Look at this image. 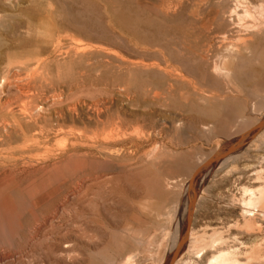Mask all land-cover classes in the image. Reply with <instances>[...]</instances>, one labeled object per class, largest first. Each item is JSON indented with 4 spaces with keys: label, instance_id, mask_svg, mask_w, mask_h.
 Listing matches in <instances>:
<instances>
[{
    "label": "rangeland",
    "instance_id": "rangeland-1",
    "mask_svg": "<svg viewBox=\"0 0 264 264\" xmlns=\"http://www.w3.org/2000/svg\"><path fill=\"white\" fill-rule=\"evenodd\" d=\"M104 1L105 3L108 1L107 4H104L103 0H11L10 2H12V5H9L11 8L7 6L8 3L4 5V8L6 11H9V14L0 11L1 19L7 18L8 15L9 18L11 17L9 20L4 19L3 21H0V35L2 34V39L0 38V59L2 60H0V77H2L7 70L12 68L10 73L13 75L15 74L16 77L10 78V83L15 81L12 79L20 78L22 72H24L22 74L24 75L25 71L27 73L28 70L35 66L24 61L23 55L18 60V57L16 58L14 54L10 55V52L16 48V50H19L20 52L24 48H30L36 43L37 39L40 41L41 38V41L45 40L47 42V51H50L51 47V51L54 49L58 50L59 47H64L62 50H66V46L69 48L68 46H71V44H73L72 46L78 47L77 44L80 42L83 45L79 44V47L86 48V46L89 47L91 45L94 46V49H97V51L102 49L106 50H104V52L103 50L99 52L97 57L102 52L105 54L108 49L109 51H112V53L114 52L118 54L115 59L122 56L120 60L122 59V62L127 63V66H122L123 68L120 69L115 66V64L118 65L119 63H122L117 59V62H119L118 64L115 63L112 64V66L108 65L107 68L103 67L100 71H96V69L102 64L101 60L103 59L99 60L100 56H103L102 54L99 58H95L96 62L99 60L97 63L95 60L93 63L92 60L89 63L90 65L85 64V67L83 64L81 66L85 67L82 69L84 70L82 71V77L79 76L80 74H78L77 71H72V74L70 71V74L67 71L63 74L64 76L69 74V76L64 77L63 74L62 76L60 75V79L63 77V81H61L57 79L59 76H57L56 70L52 68L50 78L45 84H32V88H27L24 87L26 85L23 83L24 81L22 83L19 82L21 85L24 84L23 87L25 92H23V89H21L23 87L20 88L21 85L18 86L19 83L16 81L14 82L16 84L12 82L13 84L6 87L8 89L4 88L1 91L0 104L2 102L8 103V101L9 103L8 106H6L7 108L3 106L4 111L1 106L7 105V103H2L0 106V125L7 124L4 126L5 128H3L2 125L0 128V138H2L0 140V264H168L171 251L180 239L185 226L187 196L190 188L189 181L193 173L205 159H211L224 147L233 143L241 135L255 127L262 117L264 118L263 33L260 34L262 36L256 35L255 39L254 37L253 39H250L252 41H250V45L252 46L250 47L249 52L244 54V56L242 55V57L233 59L231 62L230 73L222 78L211 75V73L204 68V63L201 64V62L195 61L194 57L191 55V51L188 49L187 42L183 41L189 35V32L187 31H190L193 26L198 24L194 18V14L199 7H204L208 12L213 10L219 11L220 9H223L222 7L220 8V6H223L221 4H223L224 1ZM216 1L222 2H220L221 4L219 3V8H216ZM230 1L231 0L228 2ZM248 1L250 2V11H253L255 16L259 15V13L256 14L258 11H256L255 7L257 8L260 3L264 5V0ZM111 3L112 8L110 7ZM230 3H232L230 4L231 6L236 5L235 0H232ZM104 5H106V7ZM213 6H215V8ZM109 7L111 9L115 8L111 11ZM238 12L239 15H242L241 8L238 9ZM112 13H114V15L116 14V17L113 16ZM226 15L228 16V12H226L225 15H220L218 20L211 26V29L213 27L212 30L218 29L222 31L227 26L229 28L233 27V25H230L224 20V18L227 19V17H225ZM252 15L256 20L258 19L253 13ZM259 17H262V20H264V12L263 16L259 15ZM250 19L248 21H250ZM242 21L245 23L246 20L238 21L234 18L232 23H242ZM248 21L246 22L251 23ZM222 22L223 24H219ZM239 23L235 27L238 28L239 25L243 24ZM242 28L243 26L240 29ZM81 30L82 32H80ZM11 31H14L15 33H8ZM83 32H85V36ZM6 34H9L8 38H4L7 36ZM11 34H13L14 37ZM11 37H13V39ZM9 38L12 42L9 41ZM17 40L19 43H17ZM181 40L186 44L180 42ZM15 42L16 44H14ZM235 42L234 39H231V42L228 43L235 44ZM21 44L22 46H20ZM218 44H220V42H218ZM19 46L24 47L20 49ZM181 46L184 54L179 56V51L177 52L176 49L180 50ZM12 47H14V49H11ZM143 48H146L144 50L147 55ZM156 48L159 50L157 51ZM87 49L93 50V47ZM160 50L166 55L160 54ZM1 53H3L4 58L1 56ZM112 53L110 52L107 54L112 55ZM112 56H114V54ZM94 57H96V55L93 56V58ZM127 57L132 59V62L135 61L138 63L141 61L142 65V59L147 58L148 60H168L167 62L175 64V66L178 65V67L181 68L186 67L184 68L185 70H190V72L196 73V76L199 79H205L206 84L210 85L207 86V88L209 87L208 89L214 88L215 91L212 89V93L209 94L211 97H208L206 100H200L192 93H188L187 97L189 98L181 99L178 92H166L165 86L163 85V76L150 73H148V75L143 72V66H140L141 68L135 66L136 69L132 66L133 68H130V73L128 71L127 74L123 73L126 71H124V69L128 67L129 61ZM125 59H127V62ZM135 59H137L138 62ZM103 70L105 71L103 72ZM16 72L20 73L18 74ZM96 72L98 75L95 74ZM75 74L77 78H80L77 79ZM88 75H90V77ZM208 75H211L209 76L211 78H208ZM118 76H121V78ZM126 76L128 77L125 81L122 78H125ZM129 76L132 77L130 78ZM21 78H24V76ZM132 79L135 81H132ZM143 79L146 80L143 81ZM148 79L154 81H150V84ZM54 80L58 81V85ZM121 82L125 83L121 84ZM54 83L57 87H60V89H55L56 86H53ZM60 83L62 84L60 85ZM139 84H141V86ZM14 85H17V87H14ZM150 85L157 88L158 92L162 89L163 92L161 91L160 93L163 94L160 103L149 104V107H145V110L142 101L145 100L144 91ZM27 86L30 87V85ZM127 86L131 89L127 88ZM26 88L32 89L36 94L40 91L38 97L40 99L33 96L35 95V92L32 90H29L31 92H26ZM124 90L125 94H123ZM58 91L59 94L65 93L64 96L63 94L58 95ZM128 91L131 93L129 92L130 94H128ZM119 93L122 94L119 95ZM24 94L26 96L25 98ZM26 94H33V97H30L31 95H28V97ZM167 94L171 96L169 97ZM218 94L220 96H218ZM172 95L174 96L172 97ZM216 95L218 97L217 99L215 98ZM1 97L4 98L5 102ZM58 97L61 102L64 101L62 104L58 101ZM129 97L131 98L128 102ZM212 97H214L215 100ZM32 99H37V103H44H39L40 105L38 106L36 104V107L33 105L36 102L34 103V100L31 101ZM62 99L65 100L62 101ZM102 99H104L103 101L105 105L102 103ZM131 99H133V101ZM136 99H139L138 102L140 105H138L139 103ZM162 99L166 100L164 101ZM28 100L31 102H27ZM56 100L61 105L57 103ZM120 100H122V102H120ZM52 101L56 103L54 104ZM24 102L27 104L26 106H22L25 105ZM29 103L31 105H28ZM98 103L101 105V108L103 105L102 109ZM9 105L13 106L12 109ZM19 105H21V108H18ZM96 105L98 107L94 108ZM15 106L17 107L14 110L19 109V111L23 109L25 110V107H27V109L30 107L31 109H34L33 112H35V108H38L37 112H40L37 116H40L39 114L42 112L40 117L44 115L46 118L43 117L41 120L43 122L44 119L45 122H43V124L41 122L40 125L39 122L41 120L36 121L34 120L35 118H33L35 117L36 112H31L33 113V119H30L31 122H29V120L28 123H25V121L20 120V122H24L27 126H24L25 128L23 130L22 126L24 123H20V126L18 127L19 129L16 127V133H13L12 130L14 127L9 121L11 118L7 116L6 113L9 110H13ZM39 107L43 109L49 107V110L46 108L45 111L47 110L48 112H45L44 110L41 111L39 110ZM68 107H72V109L74 108V110H72L74 114L70 113L71 109L69 111L70 114H67L66 111L69 110ZM91 107L92 109H90ZM93 108L95 112L93 111ZM98 108L101 111L106 108V112L103 111V113L99 111ZM117 108L120 112L116 110ZM1 110L3 112H1ZM28 111L30 113V110ZM64 111L66 113V118L63 116L65 114ZM75 111H77L78 114H76ZM79 111L82 115H85H80ZM107 111L108 113L111 111L112 113H110L114 117L110 113L108 114ZM86 112L88 116L91 115V117L86 116ZM92 112L95 113V116ZM148 112H151V114ZM99 113H103L104 116L106 114V117L107 115L111 116L112 118L109 117L111 122L117 120L120 121L121 124V122L124 121L122 122L124 127L118 124V122H115V126L108 120V117L104 118L102 116L103 114L97 115ZM59 114H61L63 120L60 119L61 116ZM124 114L126 115V118L121 120L122 117H125L123 116ZM67 115L73 116L67 118ZM77 115H80V117L82 116L80 118L82 119V122L77 118ZM96 117L98 119L102 117L103 119L101 118L100 121L103 124H105L106 121L103 131L105 133L108 132L110 126L113 127L111 128L112 131L118 127L122 129L124 128V131L126 130L125 132L128 131V133L129 131H135L136 128L137 130L135 132H137L141 126L143 129H147V131L150 130L148 131V134H144V132H147L145 130L143 132L144 135L140 133L143 129H140V131L137 132L138 135L134 132L130 137L124 135V139L126 136L129 138L126 140L123 139L122 141L119 139H122L123 136H119L118 141L116 140L118 137H116V144L118 142L120 143L116 145L114 144L115 142L111 143L108 141V145V143H106L107 139L102 137L104 134L101 136L102 125ZM6 118H8V120ZM37 118L38 117H36V119ZM71 118L75 124L72 122ZM89 118L90 120H88ZM95 119L98 122H95ZM104 119L106 120L104 121ZM91 120H94V123ZM6 121L11 125L5 123ZM33 121L34 124H37L38 122L36 127L33 124ZM59 121L63 122V124ZM67 121H71L72 125ZM108 121L112 125H109L110 123ZM84 122L87 124L85 125L86 127L84 126ZM204 122L207 125L204 126ZM161 123H163V125ZM89 124L91 125L89 126ZM153 124L157 126H154ZM173 124L176 125L174 126ZM31 126L34 127L33 132V127L32 130L29 129ZM60 127H62L63 130H61L62 128ZM174 127H177L175 128L176 131ZM39 129L42 131L40 132L41 134L39 133ZM82 129L84 131H82ZM96 129L99 130V134L96 132ZM151 129L154 131L156 130L155 133L151 131ZM4 130L5 132L8 130L6 134ZM19 130L21 132L20 134ZM25 130H28V134ZM79 130L81 133H79ZM111 130H109V132ZM263 130L264 125L254 133L252 138L242 143L240 146L242 147V150L225 158L224 161L222 160L218 164L216 163L210 168L211 170H209L210 172H208L204 180L200 179L196 183L197 194H195V200L192 206L189 227L191 229L190 231H193L196 235L199 234L198 236H201L202 239H204V245L196 249L201 250V253L199 254H194V250L192 251L190 247H187L181 256L178 259H175L172 264H206V262H208V260L214 256L216 254L215 252L220 248H226L225 250L227 251L231 249L230 251L236 252V257L243 264H251L256 261L257 263L255 264H261L264 260V258L260 260L264 257V218L260 217L262 220H256L259 213L261 216L263 213L259 211L255 213L253 210L245 209L249 212V214L247 213L248 215L255 213L254 215L256 216L255 219L251 216V223H253V225L250 224V227L247 228L243 217L245 216L243 213L245 210H243L244 208L241 206L243 196L246 197L244 189L256 190L262 183V180H257L255 175L257 176V171L261 172L262 168L260 169V165L264 166V142H262ZM61 131L62 133L63 131L65 132V137L60 133ZM37 132L42 138H40L41 136L38 137L39 134H37ZM67 132H69L70 135ZM84 132L85 134H83ZM93 132H96V134ZM77 133L82 136L86 135V139L88 138V140H85L84 136L82 137ZM32 134L35 136L31 137L30 135ZM56 134L57 137L59 135L58 139L61 136L64 137L63 140L59 139L62 146L60 145L61 151L60 149L58 150L59 147L57 150L60 152L56 150L57 143L59 142L57 137H55ZM94 134L95 136L92 137ZM71 135H79L80 138L79 136L72 137ZM87 135H91L92 139ZM259 135L260 137H258ZM48 136L50 139L47 140L46 138H48ZM9 137L11 139H9ZM63 137H61V139ZM81 138L84 139L81 140ZM55 139H57V143ZM96 139L98 142L95 141ZM99 139H105L106 142L104 143L102 140L99 141ZM113 139L111 141H113ZM258 139H260L261 143H256H260V146L258 145V147H255L252 142L253 140L259 141ZM79 140H81V142ZM94 144L95 146H93ZM106 146H108V148ZM85 148L87 150H85ZM149 150H153V152L148 153ZM155 151L157 153L165 151L163 153L164 156L168 154L166 157L172 160L171 166L164 168L163 170L157 168L158 166L154 165L156 163L153 158L151 159V156L150 159L147 158L151 153L155 154ZM242 151L244 153H242ZM49 153L50 155H48ZM60 153H63L64 155H61ZM45 154V157H48V159L44 158ZM85 154L87 156H85ZM81 157L85 159H81ZM178 159L181 161L184 160L185 165L175 162V160L178 161ZM30 160L32 161L30 162ZM39 160H41V163ZM78 161L86 162V165L89 167L91 163H94V166L97 167H92L96 171H91L92 169L90 167L89 170L91 173H88L90 172L88 170L89 167L86 166V169H83L84 171H79L72 176L59 177V179L56 178L57 180L52 179L54 181L47 179V176L50 173L54 174V172L65 163ZM260 161H263V164H261ZM22 162L23 164H21ZM100 163L102 164L100 165ZM26 164H28V167H25ZM29 164H32V167H29ZM33 164H35V167ZM48 164L50 165L48 166ZM118 164H120V166ZM43 165H45V172L44 168L41 167ZM84 172L86 173L85 177L83 176ZM95 173L97 174L95 175ZM126 177L128 179H126ZM89 178H94L95 180ZM213 232H215L214 235ZM212 236H214V242L212 246H210L209 242L212 239ZM62 245H65V248H68L65 249ZM257 249L259 251H257ZM252 252H254L253 255ZM253 256L255 257V260L248 262L251 257L254 258ZM244 259L247 260V263ZM262 264H264V262H262Z\"/></svg>",
    "mask_w": 264,
    "mask_h": 264
},
{
    "label": "bare ground",
    "instance_id": "bare-ground-1",
    "mask_svg": "<svg viewBox=\"0 0 264 264\" xmlns=\"http://www.w3.org/2000/svg\"><path fill=\"white\" fill-rule=\"evenodd\" d=\"M11 0H2V2H1V0H0V11H3V12H7L8 14H9V11H6V9L4 8V5H6L7 3H8V5L7 6H9V5H12L11 3L12 2H10ZM196 1H198V0H196ZM218 1V0H217ZM216 1V8H219L218 7V5H220L223 1V4H221V5H223V6H220V8L222 7L223 9L220 11H217V10H213V11H207L204 7H199V9L196 11V13L194 14V18L196 19V21H197V25H195V26H193L192 28H191V26H190V31H187V32H189L188 34V36H187V38L186 39H184L183 41L184 42H187V44H188V49L191 51V55L194 57V59H195V61H197V62H201V64L202 63H204L205 64V67L204 68H206V70H208L210 73H211V75H214L215 77L216 76H218L219 78H222V77H224V76H227L229 73H230V71H231V62H232V60L233 59H236V58H239V57H242V55L244 56V54H246V53H248L249 52V50H250V47L252 46V45H250V39L252 38L253 39V37H254V39H255V36L257 35H260V34H262L263 33V35H264V20H262L263 18L262 17H259V15H262L263 16V12H264V5L263 4H261L260 3V5L259 6H257V8L255 7V9H256V11H258V12H256V14H258L259 13V15H256L255 16V13L253 12V11H250V9H249V7H250V5H249V1L248 0H235V3H236V5H233V6H231L230 4H232V3H230V2H228L227 0L225 1V0H222V2L221 1H219V2H217ZM234 1V0H233ZM248 1V2H247ZM108 2V1H107ZM107 2L105 3V1L103 0V3L104 4H107ZM221 2V3H220ZM165 3H166V1H165ZM165 3H164V5H165ZM220 3V4H219ZM224 3H225V5H224ZM203 4V3H202ZM204 4H205V2H204ZM214 4V3H213ZM168 5V4H167ZM105 7H106V5H104ZM197 6V5H196ZM10 8H11V6H9ZM107 7H108V5H107ZM110 7L112 8V3L110 4ZM109 7V8H110ZM195 7V6H194ZM214 8H215V6H213ZM251 7H253V6H251ZM110 8V9H111ZM115 8V7H114ZM113 8V9H114ZM166 8V7H165ZM196 8V7H195ZM239 8H241V13H242V15H239V12H238V9ZM106 9V8H105ZM113 9H111V11L113 10ZM163 9V8H162ZM9 10V9H8ZM107 11V10H106ZM108 12V11H107ZM192 12V11H191ZM190 12V13H191ZM226 12H228V16L226 15L225 17H227V19H225L224 17V20H226V22L227 23H229L230 25H233V27H231V28H229L228 26L227 27H225L224 29L223 28H220V29H223L222 31H220V30H212L213 29V27H212V29H211V26L218 20V18H219V16L220 15H225V13ZM254 14V16L256 17V18H258L257 20L253 17V15H252V13ZM106 14H109V13H106ZM112 15L113 16H115L116 17V14L114 15V13H112ZM124 15V14H123ZM122 15V16H123ZM190 15V14H189ZM258 16V17H257ZM117 17H119V16H117ZM193 17V16H192ZM253 17V18H252ZM122 18V17H121ZM234 18H236L238 21H241V20H246V21H248L250 18V21H248V22H251V23H247L246 21H245V23L242 21V23L240 22H237L236 24L235 23H232V21L234 20ZM246 18H248V19H246ZM261 18V19H260ZM4 19H7V20H9V19H11V17L9 18V15L7 16V18H4ZM4 19H1L0 18V21H3ZM126 19V18H125ZM190 19H192V18H190ZM253 19V20H252ZM255 19V20H254ZM252 20V21H251ZM121 21V20H120ZM223 21V20H222ZM224 22V21H223ZM223 22L222 23H219V24H223ZM242 24V25H239L238 26V28L241 26H243V28L242 29H240L239 28V30H238V28L237 27H235L237 24ZM111 24V23H110ZM225 24V23H224ZM235 24V25H234ZM60 25V24H59ZM67 25H68V23H67ZM71 25V24H70ZM229 25V26H230ZM7 26V25H6ZM64 26H66V25H64ZM64 26H62V27H64ZM215 26V25H214ZM65 29H67V28H65ZM73 29V28H72ZM235 29H237V30H235ZM14 30V29H13ZM68 30V29H67ZM4 31H5V28H4ZM7 31H9V30H7ZM7 31H6V33H7ZM79 31V30H78ZM12 32H14V31H11V32H8V33H12ZM80 32H82V30L80 31ZM15 33V32H14ZM13 33V34H14ZM84 33V36H85V32H83ZM11 34L13 37H14V35H16V34ZM2 35V34H1ZM0 35V38L2 39V36ZM7 35V34H6ZM9 35V34H8ZM5 36L4 38H8L9 36ZM185 35V34H184ZM81 36H82V34H81ZM260 36H262V35H260ZM13 37H11L12 39H13ZM15 37H17V36H15ZM19 38V37H18ZM46 38H47V36H46ZM94 38H95V36H94ZM10 39V38H9ZM9 39H7V40H9ZM42 39V38H41ZM41 39H40V41H38L39 39H37V41H36V43L35 44H33V46L32 47H30V48H24V49H22V51L20 52L19 50H12L11 52H10V55H12V54H14L15 55V57L17 58L18 57V60L20 59V57L23 55V59H24V61H27L28 63H30V64H32V65H35L33 68H31L30 70H28V72L26 73V71H25V74L24 75H22L24 72H22L21 74H20V76L22 77V76H24V78H21L20 76V78H16V79H12V80H15V81H12L13 83L14 82H16V81H18V83L20 82V83H22L23 81V83H25L26 85L24 86V87H27V88H32L31 87V85L33 84H45V83H47L48 82V80H49V78H50V74H51V69L52 68H54L55 70H56V73H57V76H59V78H57L58 80H61V81H63L62 80V78L63 77H61V79H60V75L62 76V74L64 73V72H67L68 71V73L70 74V72H71V74H72V71H77V73L78 74H80L79 76L80 77H82V75H83V72L82 71H84V70H82L83 68H85L86 67V65L85 64H89L92 60H93V63H94V60H95V62H96V59L97 58H99V56L100 55H102L103 54V52H104V50H103V52L102 53H100L99 55H98V57H97V54L99 53V52H101L102 50H100V51H97V49L95 50L94 48V46H89V47H93V50H89V49H87V48H89V47H87L86 45V48L84 47H79V44H81L80 42L77 44L78 45V47L77 46H72L73 44H71V46H68L69 48H67V46H66V50H62L64 47H59L60 48V50H59V48H58V50H56V49H54L53 51H51L52 50V47H51V49H50V51H47L46 50V47H47V42L44 40V41H41ZM231 39L233 40L234 39V41H236L235 42V44H233V43H228V42H231ZM186 40V41H185ZM5 41H6V39H5ZM9 41H11L12 42V40L10 39ZM8 41V42H9ZM18 41V40H17ZM182 40L180 41V42H183ZM226 41V42H225ZM2 42H3V40H2ZM11 42H9V43H11ZM183 42V43H184ZM218 42H220V44H218ZM252 42V41H251ZM8 43V44H9ZM17 43H19V41L17 42ZM71 43H75V42H71ZM225 43H227V44H225ZM14 44H16V42L14 43ZM49 44V43H48ZM76 44H74V45H76ZM91 44V43H90ZM146 44V43H145ZM145 44H143V45H145ZM184 44H186V43H184ZM81 45H83V44H81ZM146 45H148V44H146ZM11 46V45H10ZM14 46V45H13ZM20 46H22V44L20 45ZM19 46V47H20ZM25 46V45H24ZM23 46V47H24ZM9 47V46H8ZM23 47H20V49L21 48H23ZM28 47V46H27ZM97 47V46H96ZM10 48V47H9ZM100 48V47H99ZM176 48V47H175ZM5 49V48H4ZM11 49H14V47H12ZM101 49V48H100ZM144 49H146V48H143V50ZM151 49H153V48H151ZM157 49V48H156ZM62 50V51H61ZM159 49H157V51H158ZM177 50V52L179 51V56L181 55H183L184 53H183V50H182V46L180 47V50H178V49H176ZM106 51V50H105ZM109 50L107 49V52L105 53V54H103V56H100V58H99V60H101V59H103V60H101L102 61V64H101V66H99L97 69H96V71H100L103 67L105 68H107V66L108 65H111L112 66V64H115V63H119V62H117V59H119L120 60V58L122 57V56H120V58H116L115 59V57H117V55L118 54H116V53H112V51H109ZM147 51V50H146ZM154 51V50H153ZM161 51V50H160ZM170 51H172V50H170ZM112 53V55L114 54V56H112V55H110V54H107V53ZM144 52H145V50H144ZM148 53V52H147ZM151 53V52H150ZM2 55L1 56H3V53H1ZM96 55V57H94L93 58V56H95ZM116 54V55H115ZM144 54V53H143ZM145 54H146V52H145ZM149 54V53H148ZM160 54H165V53H162V51L160 52ZM147 55V54H146ZM149 55H151V54H149ZM148 55V56H149ZM154 55V54H153ZM158 55V54H157ZM166 55V54H165ZM118 56V57H119ZM137 56V55H136ZM135 56V57H136ZM143 56V55H142ZM148 56H146V57H148ZM152 56V55H151ZM150 56V57H151ZM155 56H156V53H155ZM163 56V55H162ZM171 56V55H170ZM134 57V56H133ZM140 57V56H139ZM161 57V56H160ZM189 57V56H188ZM2 58V57H1ZM3 58H4V56H3ZM2 58V59H3ZM96 58V59H95ZM128 58V57H127ZM132 58V57H131ZM137 58V57H136ZM141 58V57H140ZM139 58V59H140ZM151 58H153V57H151ZM166 58V57H165ZM259 58V57H258ZM130 58H128V67L127 68H125L124 69V71L125 72H123V73H125V74H127V71L130 73V68H133L132 66H137V68H139L140 66L142 67L143 66V72H145V73H150V74H157V75H160V76H163V85L165 86V90H166V92H168V93H172V92H178L179 93V96H180V98L181 99H186V98H189V97H187V95H188V93H192V94H194V95H196L200 100H206L208 97H211V95L209 96V94L210 93H212L211 92V90L212 89H214V88H211V89H208L207 88V86H210L209 84L207 85L206 84V81H205V79H199L197 76H196V73H194V72H190V70L189 71H187V70H185L184 68H186V67H184V68H181V67H178V65L177 66H175V64H171V63H169V62H167L168 60H165V59H162V60H159L158 58V60H148V58L147 59H142L143 60V65L141 64V61L140 62H138V60L137 59H135V60H137V62L138 63H140V64H138V63H136L135 61L134 62H132V59H130ZM167 59V58H166ZM170 59V58H169ZM1 60V59H0ZM4 60V59H3ZM98 60V61H99ZM127 59H125V61H126ZM178 60V59H177ZM2 61V60H1ZM97 61V62H98ZM121 62H122V59L120 60ZM123 61H124V58H123ZM96 62V63H97ZM127 62V61H126ZM92 63V64H93ZM85 65V67H81L82 65ZM127 63H124V62H122V63H119L118 65H116L115 64V66L116 67H118V68H123L124 66H127L126 65ZM177 64V63H176ZM185 64H188V65H191V64H189V63H185ZM197 64V63H196ZM90 65V64H89ZM88 65V66H89ZM181 65H183V64H181ZM78 66V67H77ZM98 66V65H97ZM123 66V67H122ZM139 66V67H138ZM203 66V65H202ZM201 66V67H202ZM21 67V66H20ZM94 67V66H93ZM110 67V66H109ZM114 67V66H113ZM140 67V68H141ZM189 67H191V66H189ZM14 69V68H13ZM29 69V68H28ZM95 69V68H94ZM110 69V68H109ZM135 69H136V67H135ZM188 69V68H187ZM27 70V69H26ZM108 70V69H107ZM134 70V69H133ZM12 71V68L11 69H9V70H7L6 71V73L4 74V75H6V76H2V77H0V94H1V91L4 89V88H6V87H9L11 84H13L12 82L10 83V78H14V77H16L15 76V74L13 75V74H11L10 72ZM16 71V70H15ZM24 71V70H23ZM70 71V72H69ZM105 70H103V72H104ZM120 71V70H119ZM192 71V70H191ZM195 71H196V69H195ZM5 72V71H4ZM89 72V71H88ZM90 72H91V70H90ZM95 72V71H94ZM94 72H93V74H94ZM121 72V71H120ZM206 72V71H205ZM15 73V72H14ZM16 73H20V72H16ZM55 73V72H54ZM74 73V72H73ZM76 73V72H75ZM100 73H102V72H100ZM69 74H67L66 75V73H65V75L68 77L69 76ZM90 74V73H89ZM95 74H97V72L95 73ZM124 74V75H125ZM133 74H135V73H133ZM144 74V73H143ZM209 74V73H208ZM85 75H87V74H85ZM98 75V74H97ZM128 75H131V74H128ZM149 75V74H148ZM206 75V74H205ZM205 75H203V76H205ZM211 75H208V78H211V77H209V76H211ZM63 76H64V74H63ZM66 76H64V77H66ZM75 76H76V74H75ZM75 76H74V78H75ZM89 77H90V75H88ZM122 76V75H121ZM121 76H118L119 78H121ZM146 76V75H145ZM153 76V75H152ZM9 77V78H8ZM17 77H18V75H17ZM79 77V78H80ZM117 77V78H118ZM128 76H126L125 78L123 77L122 79H126ZM130 77V76H129ZM132 77V76H131ZM130 77V78H131ZM134 77V76H133ZM217 77V78H218ZM76 78H77V76H76ZM75 78V79H76ZM79 78H77V79H79ZM88 78V77H87ZM118 78V79H119ZM135 78V77H134ZM145 78V77H144ZM153 78V77H152ZM155 78H156V76H155ZM203 78V77H202ZM207 78V77H206ZM213 78V77H212ZM73 79V78H72ZM159 79V78H158ZM157 79V80H158ZM83 80V79H82ZM88 80H89V78H88ZM91 80V79H90ZM134 79H132V81H133ZM146 79H143V81H145ZM149 80V79H148ZM161 80V79H160ZM211 80V79H210ZM55 81V83L57 82V85H58V81H56V80H54ZM79 81V80H78ZM80 81H81V79H80ZM85 81H86V76H85ZM118 81V80H117ZM126 81V80H125ZM129 81V80H128ZM131 81V80H130ZM131 81V82H132ZM135 81V80H134ZM142 81V82H143ZM150 81L151 80H149V83H150ZM152 81H154V80H152ZM151 81V82H152ZM212 81V80H211ZM83 82V81H82ZM91 82V81H90ZM92 82H93V79H92ZM136 82H138V81H136ZM157 82V81H156ZM210 82V81H209ZM208 82V83H209ZM19 83V85L18 86H20L21 84ZM55 83H54V85L53 86H56V88L55 89H57V88H59L60 89V87H57V85H55ZM64 83V82H63ZM116 83V82H115ZM123 83H125V82H123ZM122 82H121V84H123ZM127 83V82H126ZM134 83V82H133ZM139 83V82H138ZM144 83H146V82H144ZM159 83V82H158ZM162 83V82H161ZM160 83V84H161ZM14 84H16V83H14ZM62 83H60V85H61ZM65 84V83H64ZM73 84V83H72ZM79 84H80V82H79ZM82 84V83H81ZM84 84V83H83ZM88 84V83H87ZM100 84H102V83H100ZM107 84V83H106ZM117 84V83H116ZM132 84V83H131ZM147 84H148V82H147ZM151 84V83H150ZM153 84V83H152ZM210 84H212V83H210ZM214 84V83H213ZM17 85H14V87H17ZM23 85L24 84H22L21 86H20V88L21 87H23ZM27 85H30V87L29 86H27ZM51 85V86H52ZM59 85V86H60ZM70 85V84H69ZM119 85V84H118ZM125 85V84H124ZM134 85V84H133ZM140 86H141V84H139ZM145 85V84H144ZM143 85V86H144ZM13 86V85H12ZM11 86V87H12ZM36 86V85H35ZM46 86V85H45ZM120 86V85H119ZM123 86V85H122ZM157 86V85H156ZM159 86V85H158ZM162 86V85H161ZM213 86V85H212ZM24 87L23 88H21V89H23V92H25V90H24ZM82 87V86H81ZM84 87V86H83ZM115 87V86H114ZM113 87V88H114ZM125 87H126V85H125ZM13 88V87H12ZM19 88V87H18ZM26 88V92H31V91H29V90H32V89H27ZM117 88H119V87H117ZM127 88H129L128 86H127ZM6 89H8V88H6ZM11 89V88H10ZM55 89H54V91H55ZM80 89V88H79ZM129 89H131V88H129ZM164 89V88H163ZM219 89H221V88H219ZM41 90V89H40ZM69 90V89H68ZM73 90V89H72ZM76 90V89H75ZM108 90V89H107ZM112 90V89H111ZM114 90V89H113ZM121 90H122V87H121ZM144 90V89H143ZM7 91V90H6ZM18 91H20V90H18ZM33 91V90H32ZM43 91V90H42ZM45 91V90H44ZM61 91V90H60ZM161 91L163 92V90L161 89ZM160 91V92H161ZM182 91H184V92H182ZM214 91H215V89H214ZM213 91V92H214ZM21 92V91H20ZM33 92H35V91H33ZM40 92V91H39ZM39 92H38V94H36V92H35V95H33V96H35V98H38L39 97ZM61 92H63V91H61ZM119 92V91H118ZM130 91H128V94H130L129 93ZM160 92H158V90H157V88H155V87H152L151 85L149 86V87H147L146 89H145V91H144V95H145V100L144 101H142L143 102V107H144V109H145V107H149V104H157L158 102L160 103V100H161V98H162V94L160 93ZM55 93H57V92H55ZM126 93H127V91H126ZM215 93V92H214ZM60 94H63V93H60ZM59 94V91H58V95H60ZM65 94V93H64ZM64 94H63V96H64ZM115 94V93H114ZM120 94H122V93H119V95ZM123 94H125V90H124V93ZM216 94V93H215ZM27 95V94H26ZM28 95H31V94H28ZM27 95V96H28ZM30 96V97H33V96ZM36 95H38V96H36ZM41 95H43V94H41ZM40 95V96H41ZM57 95V94H56ZM56 95H54L55 97H57ZM94 95V94H93ZM111 95V94H110ZM168 96H169V94H167ZM213 96H215L214 94H212ZM62 96V97H63ZM166 96V95H165ZM171 96V95H170ZM169 96V97H170ZM174 95H172V97H173ZM191 96H193V95H191ZM218 96H220L219 94H218ZM26 96H25V94H24V98H25ZM29 97V96H28ZM27 97V98H28ZM53 97V96H52ZM66 97V96H65ZM64 97V98H65ZM2 98V97H1ZM44 98V97H43ZM45 98H47V97H45ZM54 98V97H53ZM59 98V97H58ZM57 98V99H58ZM125 98V97H124ZM127 98V97H126ZM130 98L131 97H129V99H128V102H129V100H130ZM214 100H215V98L217 99L218 97H217V95H216V97L214 98V97H212ZM3 100H4V98H2ZM31 99V98H30ZM38 99H40V98H38ZM42 99V98H41ZM112 99V98H111ZM178 99V98H177ZM210 99V98H209ZM212 99V100H213ZM8 100V99H7ZM34 100V103L36 102V100L37 99H32L31 101H33ZM48 100V99H47ZM51 100V99H50ZM63 100H65V99H62V101ZM104 99H102V101H103ZM107 100V99H106ZM126 100V99H125ZM132 101H133V99H131ZM134 100H135V98H134ZM137 100V102H138V100L139 99H136ZM162 100H166V99H162ZM180 100V99H179ZM211 100V101H212ZM220 100V99H219ZM0 101H1V99H0ZM31 101H27V102H31ZM45 101V100H44ZM55 101V100H54ZM54 101H52V103L54 102ZM57 101V100H56ZM58 101L59 102H61L60 101V98L58 99ZM57 101V103H59ZM101 101V102H102ZM169 101V100H168ZM175 101V100H174ZM247 101V100H246ZM4 102H5V100H4ZM23 102V101H22ZM37 102H38V100H37ZM35 103V104H33L34 106H36V104H37V106L38 105H40L39 103H44V102H39V103ZM64 102V101H63ZM63 102H61V104L63 103ZM66 102V101H65ZM79 102V101H78ZM82 102V101H81ZM99 102V101H98ZM100 102V103H101ZM107 102H108V100H107ZM111 102H112V100H111ZM120 102H122V100H120ZM131 102V101H130ZM135 102V101H134ZM142 102H141V104H142ZM167 102V101H166ZM3 103V102H2ZM2 103L0 104V106L2 105ZM7 102H5V103H3V104H6ZM8 103H9V101H8ZM8 103H7V105H2L1 107H2V110L4 111V109H3V106L4 107H6V106H8ZM14 103V102H13ZM25 103V102H24ZM56 102H54V104H55ZM102 103H104V101L102 102ZM113 103V102H112ZM126 103V102H125ZM139 103V102H138ZM137 103V104H138ZM176 103H178V102H176ZM46 104V103H45ZM60 104V103H59ZM60 104V105H61ZM84 104V103H83ZM87 104V103H86ZM97 104V103H96ZM99 104V103H98ZM118 104H120V103H118ZM123 104V103H122ZM121 104V105H122ZM136 104V105H137ZM179 104V103H178ZM181 104V103H180ZM186 104V103H185ZM22 105V104H21ZM21 105H19L18 106V108L20 107L21 108ZM27 104L25 103V105H22V106H26ZM28 105H31L30 103L28 104ZM49 105V104H48ZM51 105V104H50ZM53 105V104H52ZM104 105H105V103H104ZM106 105H109V104H106ZM111 105V104H110ZM127 105H128V103H127ZM138 105H140V103L138 104ZM167 105V104H166ZM165 105V106H166ZM209 105V104H208ZM211 105V104H210ZM9 106H11V105H9ZM33 106V107H34ZM36 106V107H37ZM43 106V105H42ZM93 106V105H92ZM99 106H100V108H101V105L99 104ZM112 106V105H111ZM110 106V107H111ZM152 106V105H151ZM180 106V105H179ZM183 106V105H182ZM0 107V108H1ZM12 107L13 106H11V109H12ZM17 106H15L14 108H13V110H9L6 114H7V116H9L11 119L9 120L11 123H12V126L14 127L13 128V130H12V132L13 133H16L15 132V130H16V127H17V129H19L18 127L20 126V123L21 124H23L22 122H20V120L22 121H25V123H28V121L30 120V119H33V118H35L34 120H41V118H46L44 115H42V117H40L41 116V114H42V112H41V114H39L40 116H37L38 115V113L40 112H37V109L38 108H35V112H36V115H35V117H33V113H35V112H33L34 111V109H31L30 107L27 109V107H25V110L23 109V110H20L19 111V109H16V110H14L15 108H16ZM50 107V106H49ZM49 107H46L47 109L49 108ZM58 107H59V105H58ZM98 106L96 105V107H94V108H97ZM114 107V106H113ZM140 107V106H139ZM175 107H176V104H175ZM253 107V106H252ZM7 108V107H6ZM40 108V107H39ZM46 108H40L39 110H44L45 111V109ZM69 108V110L68 111H66L67 112V114H70V113H72V114H74L73 113V111L72 110H74V108L72 109V107H68ZM94 108H93V111H94ZM102 108H103V105H102ZM101 108V109H102ZM106 108H108V107H106ZM106 108L103 110L104 112H106ZM115 108V107H114ZM121 108H122V106H121ZM26 109H27V111H26ZM58 109V108H57ZM65 109V108H64ZM70 109H71V111H70ZM88 109V108H87ZM90 109H92V107L90 108ZM89 109V110H90ZM99 109V108H98ZM111 109V108H110ZM110 109H107V110H110ZM1 110V112H3ZM5 110H7V109H5ZM28 110H30V113L31 112H33V113H29V111ZM49 110V109H48ZM59 110V109H58ZM57 110V111H58ZM66 110H67V108H66ZM77 110V109H76ZM116 110H118V108L116 109ZM124 110V109H123ZM146 110V109H145ZM160 110V109H159ZM248 110V109H247ZM43 111V112H44ZM47 111V110H46ZM45 111V112H46ZM69 111H70V113H69ZM83 111V110H82ZM98 111V110H97ZM97 111H96V113H97ZM99 111H101L100 109H99ZM103 111H101V112H103ZM119 112H120V110H118ZM44 112V113H45ZM48 112V111H47ZM54 112V111H53ZM84 112V111H83ZM95 112V111H94ZM103 112V113H104ZM111 112V111H110ZM109 112V113H110ZM151 112H152V110H151ZM151 112L149 113V114H151ZM64 113H65V111H64ZM75 113L76 114H78V112L77 111H75ZM79 113H80V111H79ZM93 113V112H92ZM102 113V114H103ZM107 113H108V111H107ZM108 113V114H109ZM112 113V112H111ZM110 113V114H111ZM122 113V112H121ZM120 113V114H121ZM123 113H124V111H123ZM122 113V114H123ZM128 113V112H127ZM153 113V112H152ZM160 113V112H159ZM158 113V114H159ZM49 114V113H48ZM62 114V113H61ZM61 114H59L60 116H61ZM75 114V115H76ZM101 113H99V114H97V115H100ZM101 114V115H102ZM158 114H157V116H158ZM47 115V114H46ZM65 115H66V113L63 115L64 117H65ZM80 115H82L81 113H80ZM80 115L77 117L79 120H81V122H82V119H80L83 115H85V114H83L81 117H80ZM93 115L95 116V113H93ZM112 115V114H111ZM116 115H117V113H116ZM147 115V114H146ZM160 115V114H159ZM48 116V115H47ZM52 116V115H51ZM54 116H55V113H54ZM53 116V117H54ZM69 116H73V115H67V118H69ZM86 116H88V114H87V112H86ZM85 116V117H86ZM104 118L106 117V114H105V116H104V114L102 115ZM113 116V115H112ZM118 116V115H117ZM116 116V117H117ZM121 116V115H120ZM123 116H125V117H122L121 118V120L122 119H125L126 118V115L124 114ZM156 116V117H157ZM8 117V118H9ZM33 117V118H32ZM36 117H38L37 119H36ZM49 117V116H48ZM59 117V116H58ZM88 117H91V115H89ZM93 117V116H92ZM107 117H108V120H109V117L110 118H112L111 116H108L107 115ZM106 117V118H107ZM114 117V116H113ZM119 117V116H118ZM144 117V116H143ZM146 117V116H145ZM152 117V116H151ZM8 118H6L7 120H8ZM40 118V119H39ZM51 118V117H50ZM60 118V117H59ZM66 118V117H65ZM64 118V119H65ZM95 118V117H94ZM93 118V119H94ZM102 117H100V119H101ZM150 118V117H149ZM263 118V117H262ZM52 119V118H51ZM60 119H62L63 120V118H62V116H61V118ZM72 119V118H71ZM84 119V118H83ZM96 119L97 120H99L100 121V119H98L97 117H96ZM96 119H95V122H98V121H96ZM103 119V118H102ZM116 119H118V118H116ZM147 119V118H146ZM70 120V119H69ZM75 120V119H74ZM88 120H90V118L88 119ZM106 119H104V121H105ZM143 120H144V118H143ZM150 120H151V118H150ZM149 120V121H150ZM158 120V119H157ZM1 121V120H0ZM3 121V120H2ZM4 121H5V119H4ZM50 121H52V120H50ZM65 121H66V119H65ZM84 121H85V119H84ZM91 121H93V123H94V120H91ZM110 122H111V119L109 120ZM108 121V122H109ZM145 121V120H144ZM148 121V122H149ZM154 121V120H153ZM181 121V120H180ZM29 122H31V120L29 121ZM41 122H42V120L39 122L40 123V125H41ZM43 122H45V120L43 119ZM43 122H42V124H43ZM54 122V121H53ZM60 122V121H59ZM68 122V121H67ZM70 122V124H71V121H69ZM68 122V123H69ZM72 122H73V119H72ZM86 122V121H85ZM84 122V126L85 125H87L86 123ZM109 122V123H110ZM115 122L117 123L118 122V124H120V121H117V120H115ZM115 122H111V123H113L115 126H116V123ZM122 122H124V121H122ZM121 122V124L120 125H122L123 123ZM260 122V121H259ZM2 123H4V122H2ZM5 123H8L9 124V122H5ZM24 123V124H25ZM51 123V122H50ZM58 123V122H57ZM60 123H62L63 124V122H60ZM74 124H75V122H73ZM100 123H101V136H102V134H104V136H102V137H104L105 139H107V142H106V140L105 139H99V141H104V143L106 142V143H108V145H109V142L108 141H110L111 143H113V142H115V139H116V137H118L116 140L118 141V139H119V136H123V138L122 139H119V140H123L124 139V135H127V136H129L130 137V135L134 132V133H136L137 134V132H139L140 131V129H143L142 128V126H141V128L137 131V132H135L136 130H137V128H136V130L135 131H132V132H130L129 131V133H128V131L127 132H125L124 131V128L122 129V128H118V127H116V129H113V131L111 130V128H113V127H109V130H111L110 132H109V130H108V132H103L104 131V125L106 124V121H105V124H103L101 121H100ZM108 123V124H109ZM109 124V125H112V124ZM151 123H153V122H151ZM151 123H150V125H151ZM159 123V122H158ZM173 123V122H172ZM208 123V122H207ZM23 124V130H24V126H27L26 124L24 125ZM33 124H34V121H33ZM37 124H38V122H37ZM37 124H34L35 125V127H36V125ZM54 124V123H53ZM76 124H77V122H76ZM155 124V123H154ZM153 124V125H154ZM162 125H163V123H161ZM204 124V126L205 125H207V124H205V122L203 123ZM2 125V124H1ZM1 125H0V128H1ZM5 125H7V124H4V125H2L3 126V128H5L4 126ZM9 125H11V124H9ZM72 125V124H71ZM91 124H89V126H90ZM92 125H94V124H92ZM96 125V124H95ZM98 125V124H97ZM128 125V124H127ZM147 125H149V124H147ZM165 125V124H164ZM174 125V124H173ZM176 125V124H175ZM174 125V126H175ZM83 126V125H82ZM83 126V127H84ZM117 126H119V125H117ZM123 127H124V125H122ZM122 126H120V127H122ZM154 126H157V125H154ZM257 126V125H256ZM32 127L33 126H31L29 129H31L32 130ZM86 127V126H85ZM106 127V126H105ZM177 127H178V125H177ZM177 127H174V129L175 128H177ZM180 127V126H179ZM8 128H9V126H8ZM8 128H6V129H8ZM60 128H62V127H60ZM59 128V129H60ZM97 128V127H96ZM149 128V127H148ZM151 128H153V127H151ZM173 128V127H172ZM208 128V127H207ZM206 128V129H207ZM5 129V130H6ZM10 129H11V126H10ZM57 129V128H56ZM84 129V128H83ZM82 129V131H84ZM91 129V128H90ZM95 129V128H94ZM99 129V128H98ZM98 129H96V132L98 133L99 132V130ZM157 129V128H156ZM5 130H4V132H5ZM35 130H37V129H35ZM42 130V129H41ZM53 130H55V129H53ZM52 130V131H53ZM58 130V129H57ZM61 130H63V128L61 129ZM147 131V129H143V131H141L140 133L142 134V135H144L145 133L146 134H148V131L150 130H148L147 132H144V131ZM178 130V129H177ZM204 130V129H203ZM8 131V130H7ZM6 131V132H7ZM27 131V134H28V130H25V132ZM34 131V127H33V130H32V132ZM90 131H92V130H90ZM151 131H153L154 133H155V131L153 130V129H151ZM174 131V130H173ZM175 131H176V129H175ZM6 132H5V134H6ZM40 132H42V131H40V129H39V133ZM44 132V131H43ZM46 132V131H45ZM59 132V131H58ZM58 132H56V133H58ZM96 132H93V133H95L96 134ZM143 132H144V134H143ZM152 132V133H153ZM255 132H257V130L255 129L254 130V127L252 128V129H250L249 131H247L246 133H244L243 135H241V137H242V139H243V141L242 142H240V143H238L237 142V140H235L233 143H231V144H229V145H227L226 147H224L221 151H219L218 153H216L211 159L210 158H207V159H205L202 163H200V166L196 169V171L193 173V175H192V177H191V179H190V181H189V185L191 186H193V188H194V191H195V194H197V189H196V186L195 185H197L196 183L201 179V180H204V178L206 177V175L208 174V172H210L209 170H211L210 168L212 167V166H214L216 163L218 164L220 161H224V159L225 158H227V157H229V156H231V155H233V154H235V153H237L238 151H240V150H242V147H240L241 145H242V143L243 142H245L246 140H248V139H250V138H252L253 137V135H254V133ZM263 132H264V130H263ZM21 132H20V130H19V134H20ZM38 132H37V134H39ZM52 133V132H51ZM60 133H62V131L60 132ZM68 134H69V132H67ZM71 133V132H70ZM75 133V132H74ZM79 133H81V131L79 130ZM79 133H77V134H79ZM89 133V132H88ZM152 133H150V134H152ZM177 133V132H176ZM8 134V133H7ZM29 134H30V132H29ZM33 134H35V133H33ZM33 134L32 135H30L31 137L33 136ZM41 134V133H40ZM38 135V137H40L41 135ZM43 134V133H42ZM47 134V133H46ZM45 134V135H46ZM53 134V133H52ZM55 134V133H54ZM59 134V133H58ZM63 136H64V134H65V132L63 131ZM62 134H60V135H62ZM83 134H85V132L83 133ZM95 134L92 136V137H94L95 136ZM99 134V133H98ZM97 134V135H98ZM129 134V135H128ZM149 134V135H150ZM4 135V134H3ZM11 135H13V134H11ZM18 135V134H17ZM16 135V136H17ZM22 135V134H21ZM36 135V134H35ZM34 135V136H35ZM44 135V136H45ZM70 135V134H69ZM80 136H82L81 134H79ZM78 135V136H79ZM135 135V134H134ZM138 135V134H137ZM176 135V134H175ZM7 136V135H6ZM33 136V137H34ZM53 136H55V135H53ZM63 136H61V137H63ZM72 136V135H71ZM70 136V137H71ZM78 136H72V137H78ZM80 136H79V138H80ZM84 136V135H83ZM82 136V137H83ZM88 136V135H87ZM100 136V137H101ZM113 136H115V137H113ZM126 136V138L124 139V140H126L127 138H129V137H127ZM136 136V135H135ZM151 136V135H150ZM263 141L262 142H264V133H263ZM3 137V136H2ZM12 137V136H11ZM24 137H28V136H24ZM46 137V136H45ZM55 137H57V134H56V136ZM58 137H59V135H58ZM58 137H57V139H58ZM61 137L59 138L60 140H63L64 139V137L61 139ZM85 137V140H88V138L86 139V135L84 136ZM89 138H91L92 139V137H91V135L90 136H88ZM133 137V136H132ZM258 137H260V135L258 136ZM6 138V137H5ZM16 138V137H15ZM37 138V137H36ZM40 138H42V136L40 137ZM51 138H53V137H51ZM110 138V139H109ZM113 139V141H111L112 139ZM2 138H0V140H1ZM9 139H11L10 137H9ZM17 139V138H16ZM18 139H20V138H18ZM21 139H22V137H21ZM32 139H34V138H32ZM45 139V138H44ZM44 139H43V141H44ZM47 140L48 139H50L49 138V136H48V138H46ZM54 139V138H53ZM57 139H55V141L57 140ZM58 139V141H56V143H57V146H56V150H57V148H58V150L60 149V151H61V141ZM84 139V138H83ZM82 138H81V140H83ZM95 139V138H94ZM138 139H139V136H138ZM146 139V138H145ZM8 140V139H7ZM81 140H79L80 142H81ZM143 140V139H142ZM259 141H256V140H253V142H252V144L256 147H258V145L261 143L260 142V139H258ZM39 141V140H38ZM76 141V140H75ZM93 141V140H92ZM95 141H97V139L95 140ZM116 141V142H117ZM251 141V140H250ZM63 142V141H62ZM87 142V141H86ZM89 142V141H88ZM98 142V141H97ZM116 142L114 143V144H116ZM256 142H260L259 144H257ZM85 143V142H84ZM90 143V142H89ZM93 143H94V141H93ZM103 143V144H104ZM118 143H120V142H118ZM117 143V144H118ZM238 143V144H237ZM256 143V144H255ZM71 144V143H70ZM78 144H80V143H78ZM97 144V143H96ZM102 144V145H103ZM116 144V145H117ZM48 145V144H47ZM61 145V146H60ZM72 145V144H71ZM84 145V144H83ZM82 145V146H83ZM86 145V144H85ZM99 145H101V144H99ZM98 145V146H99ZM250 145V144H249ZM39 146V145H38ZM45 146V145H44ZM81 146V145H80ZM93 146H95V144L93 145ZM103 146H105V145H103ZM111 146V145H110ZM114 146V145H113ZM260 146V145H259ZM47 147V146H46ZM96 147H97V145H96ZM95 147V148H96ZM107 148H108V146H106ZM158 147V146H157ZM250 147V146H249ZM251 147H252V145H251ZM263 147H264V145H263ZM262 147V148H263ZM55 148V147H54ZM88 148H90V147H88ZM106 148V149H107ZM63 149V148H62ZM101 149V148H100ZM261 149V148H260ZM49 150H51V149H49ZM57 150V151H58ZM85 150H87L86 148H85ZM99 150V149H98ZM105 150V149H104ZM113 150V149H112ZM160 150V149H159ZM264 150V149H263ZM44 151H45V149H44ZM43 151V152H44ZM54 151V150H53ZM56 151V152H57ZM60 151H58V152H60ZM102 151V150H101ZM157 151V150H156ZM155 151V152H156ZM47 152V151H46ZM57 152V153H58ZM63 152V151H62ZM85 152V151H84ZM108 152V151H107ZM149 152H153V150L151 151V150H149L148 151V153ZM165 152V151H164ZM163 151L162 152H156L155 154L154 153H151V155H148V157L147 156H145V157H147L148 159H150V156H151V159L153 158V160H154V162L156 163V164H154V165H157L156 167L157 168H159V169H161V170H163L164 168H167V167H170L171 166V163H172V160L171 159H169L168 157H166L168 154H166V156H164V153ZM83 153V152H82ZM87 153V152H86ZM109 153V152H108ZM212 153V152H211ZM220 153V155H217V154H219ZM242 153H244L243 151H242ZM56 154V153H55ZM61 155L63 154V153H60ZM43 155V154H42ZM48 155H50V153L48 154ZM64 155V154H63ZM145 155V154H144ZM39 156H40V154H39ZM46 156V154L44 155V158H47L48 159V157H45ZM56 156V155H55ZM55 156H53V157H55ZM79 156V155H78ZM83 156H84V154H83ZM85 156H87L86 154H85ZM93 156V155H92ZM52 157V158H53ZM57 157V156H56ZM55 157V158H56ZM90 157V156H89ZM143 157V156H142ZM189 157V156H188ZM218 157H220L219 159H218ZM234 157V156H233ZM43 158V157H42ZM41 158V159H42ZM44 158H43V160H44ZM70 158V157H69ZM68 158V159H69ZM72 158V157H71ZM116 158V157H115ZM263 158V157H262ZM34 159H36V158H34ZM59 159V158H58ZM75 159V158H74ZM80 159V158H79ZM81 159H85V158H83V157H81ZM80 159V160H81ZM92 159V158H91ZM90 159V160H91ZM146 159V158H145ZM145 159H142V160H145ZM264 159V158H263ZM46 160V159H45ZM52 160V159H51ZM57 160V159H56ZM65 160H66V158H65ZM76 160V159H75ZM74 160V161H75ZM89 160V159H88ZM186 160V159H185ZM261 160V159H260ZM8 161H10V160H8ZM21 161V160H20ZM27 161V160H26ZM25 161V162H26ZM32 160H30V162H31ZM37 161V160H36ZM41 160H39V162H40ZM50 161V160H49ZM64 161V160H63ZM71 161H72V159H71ZM70 161V162H71ZM92 161H93V159H92ZM95 161V160H94ZM258 161V160H257ZM17 162V161H16ZM38 162V161H37ZM47 162V161H46ZM57 162H59V161H57ZM67 162V161H66ZM65 163L64 165H62L56 172H54V170H53V172H54V174H49L48 176H47V179H49V180H52V179H59V177H66V176H72V175H74L75 173H77V172H79V171H82L87 165H86V162H84V161H78V162H73V163ZM89 162V161H88ZM175 162H178L179 164H181V165H185V161L184 160H179L178 159V161H176L175 160ZM263 161H260V163L261 164H263L262 163ZM41 163V162H40ZM148 163V162H147ZM259 163V162H258ZM259 163V164H260ZM12 164V163H11ZM21 164H23V162L21 163ZM44 164V163H43ZM54 164H56V163H54ZM61 164V163H60ZM89 164H90V162H89ZM92 164V165H91ZM90 164V167H91V171H96V170H94L93 169V167L95 168V167H97V166H94V163H91ZM102 163H100V165H101ZM209 164V165H208ZM1 165V164H0ZM7 165V164H6ZM14 165V164H13ZM28 164H26V166L25 167H28L27 166ZM32 165V164H31ZM30 164H29V167L31 166ZM35 164H33V166H34ZM37 165V164H36ZM39 165V164H38ZM50 164H48V166H49ZM52 165H53V163H52ZM57 165V164H56ZM96 165H97V163H96ZM105 165V164H104ZM119 166H120V164H118ZM124 165V164H123ZM176 165H178V164H176ZM264 165V164H263ZM47 166V167H48ZM93 166V167H92ZM98 166H99V164H98ZM261 166V167H260ZM259 167H260V169H261V172H256V174H257V176L255 175V177H257L256 179L257 180H262V183L260 184V186H258V188L256 189V190H252V189H244V193H246V197H244L243 196V198H242V202H241V206H243V210H245V209H249V210H253L255 213L256 212H261V213H263V215H264V166H262V165H260ZM32 167V166H31ZM35 167V166H34ZM41 167H45V165H43V166H41ZM51 167V166H50ZM87 167H89V166H87ZM90 167L88 168V170L90 169ZM205 167H207V168H205ZM18 168V167H17ZM42 168V169H43ZM205 168V169H204ZM19 169V168H18ZM38 169V168H37ZM49 169V168H48ZM55 169H57V168H55ZM86 169V168H85ZM204 169V170H203ZM257 170V169H256ZM23 171V170H22ZM84 171V170H83ZM90 171V170H89ZM91 171L90 172H88V173H91ZM145 171V170H144ZM260 171V170H259ZM42 172V171H41ZM44 172H45V168H44ZM52 172V171H51ZM146 172V171H145ZM23 173V172H22ZM103 173V172H102ZM139 173V172H138ZM34 174V173H33ZM47 174V173H46ZM83 174V173H82ZM85 172H84V177H85ZM97 173H95V175H96ZM133 174H135V173H133ZM132 174V175H133ZM42 175H43V173H42ZM89 175V174H88ZM88 175H87V177H88ZM92 175V174H91ZM90 175V176H91ZM131 175V174H130ZM29 176V175H28ZM83 176H82V178H83ZM140 176V175H139ZM25 177V176H24ZM125 177V176H124ZM33 178H35V177H33ZM95 178V177H94ZM94 178H89V179H94ZM56 179V180H57ZM96 179H97V177H96ZM126 179H128L127 177H126ZM255 179V180H256ZM36 180V179H35ZM39 180V179H38ZM44 180V179H43ZM95 180V179H94ZM32 181V180H31ZM41 181V180H40ZM52 181H54V180H52ZM25 182V181H24ZM203 182V181H202ZM200 183V182H199ZM30 184V183H29ZM200 185V184H199ZM49 188V187H48ZM150 188V187H149ZM199 188V187H198ZM199 190V189H198ZM161 195H162V193H161ZM108 198V197H107ZM241 201V200H240ZM239 201V202H240ZM23 206V205H22ZM17 209V208H16ZM21 209H23V208H21ZM89 209V208H88ZM19 210V209H18ZM242 210V211H243ZM20 211V210H19ZM37 211V210H36ZM23 212V211H22ZM21 212V213H22ZM186 212H187V210H186ZM244 215L245 216H243L244 217V220H245V226L247 227V228H249L250 227V224H252L253 225V223H251L252 222V217L255 219L256 218V216L254 215L255 213H253V214H251V215H248L249 214V212L247 211V210H245L244 212ZM248 213V214H247ZM9 214V213H8ZM15 214V213H14ZM7 215V214H6ZM190 215H191V213H190ZM256 215H258V214H256ZM263 215L261 216L260 215V213H259V216H257V221H259V220H262V219H260V217H262V218H264L263 217ZM2 216V215H1ZM252 216V217H251ZM9 217V216H8ZM259 217V218H258ZM102 218V217H101ZM3 220V219H2ZM251 220V221H250ZM189 221H190V219H189ZM253 221H255V220H253ZM256 222V221H255ZM7 223V222H6ZM137 223H138V221H137ZM185 223H186V217H185ZM255 225V224H254ZM184 230H185V226H184V229H183V232H182V234H181V236H180V239L178 240V242H177V244H176V246H178V248H181L180 249V251H179V253H178V255H177V257L175 258V259H178L180 256H181V254L183 253V251H185L186 249H187V247H190L191 249H192V251L194 250V254H199V253H201L200 251L201 250H196V249H198L199 247H201V246H203L204 245V242H203V240L204 239H202V237L200 236H198L199 234H194L193 233V231H190L191 229H190V227H189V224H188V227L186 228V230H185V235H186V241L183 243L181 240H182V238L183 237H185V235H184ZM257 230V229H256ZM259 230V229H258ZM214 233L215 232H213V235H214ZM214 236H212V239L210 240V242H209V244H210V246H212V244H213V242H214V238H213ZM189 238V239H188ZM187 241H188V243H187ZM67 242V241H66ZM182 242V243H181ZM207 242V241H206ZM208 243V242H207ZM208 245V244H207ZM63 246V245H62ZM68 246V245H67ZM175 246V247H176ZM64 248H65V245L63 246ZM66 248H68V247H66ZM65 248V249H66ZM201 249V248H200ZM226 249V248H225ZM225 249H219L217 252H215L216 254L214 255V256H212L209 260H208V262H206V264H243V263H241L240 262V260L236 257V252H232V251H230L231 249H229V251H227V250H225ZM195 250H196V252H195ZM236 250V249H235ZM254 250V249H253ZM53 251V250H52ZM191 251V250H190ZM257 251H259L258 249H257ZM251 253V252H250ZM253 253L254 252H252V255H253ZM264 255V254H263ZM197 256V255H196ZM255 256V255H254ZM253 256V257H254ZM246 257V256H245ZM260 257H262V256H260ZM264 257H262L260 260H262ZM170 259V258H169ZM174 259V260H175ZM248 259V258H247ZM245 260V259H244ZM255 260V257L254 258H252L251 257V259H249L248 260V262H251V261H254ZM129 261V260H128ZM246 261V263H247V260H245ZM259 261V260H258ZM169 262V261H168ZM260 262V261H259ZM262 262H264V260L262 261ZM262 262H261V264H262ZM254 264L255 263H257V261L256 262H253ZM253 263H251V264H253ZM175 264V263H174ZM259 264V263H258Z\"/></svg>",
    "mask_w": 264,
    "mask_h": 264
},
{
    "label": "water",
    "instance_id": "water-1",
    "mask_svg": "<svg viewBox=\"0 0 264 264\" xmlns=\"http://www.w3.org/2000/svg\"><path fill=\"white\" fill-rule=\"evenodd\" d=\"M264 125V118H262L260 120V122H258L257 126L254 127V130H258L259 128H261L262 126ZM243 139L242 137L240 136L237 140L238 143L242 142ZM237 143V144H238ZM217 155H220L217 154ZM220 157H218L219 159ZM209 165V164H208ZM187 212H186V223H185V230L186 228L188 227V224H189V219H190V213L192 211V206H193V203H194V200H195V191H194V188L193 186L191 185L190 188H189V192H188V196H187ZM185 230H184V235H185ZM183 243L186 241V235L185 237L182 238L181 240ZM181 242V243H182ZM181 248H178V246L174 247L171 251V255H170V259H169V262L168 264H172L174 259L177 257L179 251H180Z\"/></svg>",
    "mask_w": 264,
    "mask_h": 264
}]
</instances>
